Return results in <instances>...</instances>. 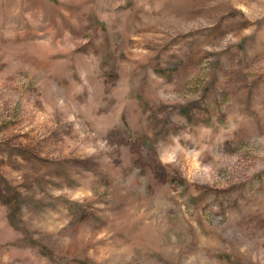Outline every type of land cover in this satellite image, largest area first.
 I'll return each instance as SVG.
<instances>
[{"label":"rangeland","instance_id":"1","mask_svg":"<svg viewBox=\"0 0 264 264\" xmlns=\"http://www.w3.org/2000/svg\"><path fill=\"white\" fill-rule=\"evenodd\" d=\"M0 264H264V0H0Z\"/></svg>","mask_w":264,"mask_h":264}]
</instances>
